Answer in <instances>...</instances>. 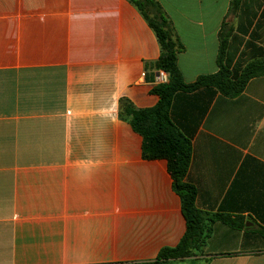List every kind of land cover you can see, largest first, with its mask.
<instances>
[{
  "label": "crops",
  "instance_id": "0c3cea01",
  "mask_svg": "<svg viewBox=\"0 0 264 264\" xmlns=\"http://www.w3.org/2000/svg\"><path fill=\"white\" fill-rule=\"evenodd\" d=\"M182 46L186 84L264 60V0H154ZM160 54L128 0H0V264H141L185 232L165 160H145L119 116L157 104ZM186 182L215 222L204 256L164 264H264V75L226 97L178 92Z\"/></svg>",
  "mask_w": 264,
  "mask_h": 264
},
{
  "label": "trees",
  "instance_id": "16d2710c",
  "mask_svg": "<svg viewBox=\"0 0 264 264\" xmlns=\"http://www.w3.org/2000/svg\"><path fill=\"white\" fill-rule=\"evenodd\" d=\"M133 4L152 29L160 54L155 69L168 76L165 84H156L151 93L157 96V104L148 109H135L128 101H121L119 116L130 124L142 139V157L145 160H165L172 180V189L179 196L185 219V232L179 243L172 248H163L156 259L141 264H164L168 261L191 260L204 254V247L215 222L232 229L241 230L243 219H232L222 214L201 212L195 206V189L186 182L191 161V143L174 126L169 111L171 101L178 92L214 88L226 97H235L243 92L249 80L264 75V60L253 61L243 69L231 70L222 61L226 40L220 44L217 58L218 71L212 75L198 77L186 84L177 66V53L182 46L176 39L172 27L161 7L154 0H128ZM238 0H233V3Z\"/></svg>",
  "mask_w": 264,
  "mask_h": 264
},
{
  "label": "built area",
  "instance_id": "2783aa9c",
  "mask_svg": "<svg viewBox=\"0 0 264 264\" xmlns=\"http://www.w3.org/2000/svg\"><path fill=\"white\" fill-rule=\"evenodd\" d=\"M168 81V76L164 71H158L155 77V84H165Z\"/></svg>",
  "mask_w": 264,
  "mask_h": 264
},
{
  "label": "rangeland",
  "instance_id": "374dc122",
  "mask_svg": "<svg viewBox=\"0 0 264 264\" xmlns=\"http://www.w3.org/2000/svg\"><path fill=\"white\" fill-rule=\"evenodd\" d=\"M204 256V254H202V255H199V256H196V257H194V260L198 257H203Z\"/></svg>",
  "mask_w": 264,
  "mask_h": 264
}]
</instances>
